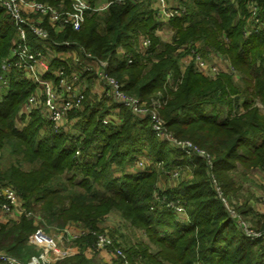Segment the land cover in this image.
I'll use <instances>...</instances> for the list:
<instances>
[{
	"label": "trees",
	"instance_id": "trees-1",
	"mask_svg": "<svg viewBox=\"0 0 264 264\" xmlns=\"http://www.w3.org/2000/svg\"><path fill=\"white\" fill-rule=\"evenodd\" d=\"M179 1L184 4L185 13L170 21L179 26L177 34L184 36L180 37L182 41L201 39L213 46L198 47L205 55V49L223 50L215 39L220 33L231 39L230 47L223 51L232 67L243 73V97H228L229 92L237 89L226 74L210 81L190 64L180 77L175 48L160 42L156 45L153 33L158 21L149 0L112 2L102 13L88 10L79 30L66 26L55 33L46 26L49 37L45 42H58L55 46L62 48V41H69L105 60L107 74L122 84L126 94L138 96L143 102H149V97L167 79L174 83L181 78L175 89H168V97H162L159 115L177 138L189 139L205 150L211 157L209 163L198 154L185 155L162 140L151 129L147 117L135 115L123 106L116 111L119 124H102L101 119L116 106L108 98L105 103L85 98L81 110L69 113L75 116L74 126L80 130L75 142L70 133L52 131L36 111L18 129L19 109L32 84L12 72L8 90L0 97V181L12 183L26 208L37 211L39 219L35 224L25 217L9 226L0 223V251L21 260L37 256L38 250L27 243L37 226L49 232L74 220L90 231H100L97 222L112 210L133 231L143 232L145 241L138 242L139 247L121 231V224L110 233L118 234L115 242L131 261L138 258L139 264H264V236L251 239L243 233L217 196L207 171L211 168L223 195L234 207L228 195L237 188L229 172L239 163L244 169L264 167V115L253 105V97L264 100V35L242 36L243 5L240 16L230 0ZM255 1L262 15L264 0ZM13 31L12 22L0 7V63L8 54ZM141 34L151 38L145 55L136 52L131 44V38ZM118 46L131 53L130 64L118 53ZM60 62L54 60L51 69ZM223 105L227 112L222 117ZM139 153L162 161L166 168H191L192 176L184 178L185 171L181 168L177 176L167 175L171 184L159 187L155 169L136 172L125 169L135 163ZM64 173L68 175L63 179ZM155 192L167 200L184 202L188 218L159 204ZM231 195L238 197L236 193ZM239 207L243 213L251 211V207ZM260 214L262 223L258 230L264 232V211ZM93 240L91 232L74 239L77 251L51 264H107L85 254ZM128 243L130 246H126Z\"/></svg>",
	"mask_w": 264,
	"mask_h": 264
},
{
	"label": "built area",
	"instance_id": "built-area-1",
	"mask_svg": "<svg viewBox=\"0 0 264 264\" xmlns=\"http://www.w3.org/2000/svg\"><path fill=\"white\" fill-rule=\"evenodd\" d=\"M250 1L247 27L244 29L243 34L245 37L252 33H262L264 35V13L260 15L258 3L255 0ZM149 3L153 8L158 26L184 12L183 8L177 4V0H149ZM0 6L6 12L18 33V38L13 41L7 57L1 64L0 95L8 90L12 72H16L20 79H27L32 84V92L21 105L17 126L23 127L31 113L36 111L52 131L70 133V138L75 142L79 131L70 129L68 122L69 113L81 110L87 90L86 84L83 83L84 75L93 72L97 81L94 93H97L98 97L103 93L110 95L116 104L101 119L102 124H119L120 119L116 111L119 110V106H123L135 115L147 117L151 129L162 140H167L175 148L186 151L188 155L196 153L204 157L209 163L211 157L207 152L197 148L189 140L174 138L167 127H165L158 111L162 97L154 96L150 98L149 102H143L138 96L126 94L121 87L122 84L114 76L107 74V62L95 58L77 44L74 45L69 41H62V48L75 47L76 49L71 54L72 65L66 66L67 62L60 63L54 69H51V60L54 57L48 58L44 50L32 44L30 37L40 41L48 39L49 29L46 26H49L55 33L61 32L66 26L79 30L84 22L86 11H95L98 9L97 7H92L87 0H57L56 5L38 0H0ZM44 22H46V26ZM57 43L54 42L50 45L55 48V45H59ZM136 45V51L145 55L150 46V40L146 36H139ZM182 49L189 56L192 64L205 74L216 75L219 74L220 70H227V68L230 70L231 68L230 64L223 59L220 53L216 55L209 53L211 58L205 57L195 43L191 45L185 44ZM54 51H57L56 48ZM117 51L127 64L132 62L131 53L126 51L123 46H118ZM220 63H224L226 67H222ZM78 153L79 149L76 148L75 154L78 155ZM135 163L142 168V160L135 159ZM175 169L176 167L169 170V173L167 172L170 177L177 176L178 171L181 170L180 167H178V170ZM209 176L212 179L214 188L216 180L211 172H209ZM215 191L222 202H224L226 197L220 189L217 188ZM154 198L159 204L171 209L175 214L188 218L184 202L167 200L156 192ZM22 203V199L15 189L0 183L1 216H12ZM224 205L229 214H231L232 209L225 202ZM22 211L24 212L25 210L23 209ZM28 213L29 211L25 212V214ZM89 232L94 235V240L89 250H106L110 255V264H133L128 261L121 245L117 244L116 240L104 230L90 231L85 227H76L70 223L59 229V238L61 236L64 239L74 240ZM44 233L43 229L39 228L33 239H30L31 243L39 248L35 258L23 262L4 251H0V264H51L52 253L57 249V243ZM243 233L251 239L264 236V232L260 230H246Z\"/></svg>",
	"mask_w": 264,
	"mask_h": 264
},
{
	"label": "rangeland",
	"instance_id": "rangeland-1",
	"mask_svg": "<svg viewBox=\"0 0 264 264\" xmlns=\"http://www.w3.org/2000/svg\"><path fill=\"white\" fill-rule=\"evenodd\" d=\"M38 1H42V0H38ZM87 1L92 7L94 6V7L98 8L95 11H90L91 13H93V12L94 13H102L104 10L108 9L109 5L112 2L117 3V4H123L125 2L136 3V2L143 1V0H126V1H122V2H118L117 0H92L91 2H90V0H87ZM230 1L233 3L235 8L237 9V12H238V14L240 16H241V5L244 6V14L242 13V17L241 18L243 19L242 36L245 37L244 34H243V31L247 27L248 14H249L248 13V7L251 5V1L250 0H241V1H239V0H230ZM43 2H47V1H43ZM47 3H50L52 5H56L57 4V0H54V3H51V2H47ZM177 4L179 6H181V8H183L182 10L184 12L181 15H179V16H182L185 13V6L179 0H177ZM149 7L152 8L151 5ZM83 25H84V22L82 23L80 28H82ZM206 25L210 26L209 23H207ZM183 26H185V24H183ZM178 27L179 26L175 25V23L173 21L172 22L170 20L166 21L165 23H162L160 26H157V28L155 29V31L153 33L154 34L153 37L157 41L156 45L159 44V42H160V43L168 44L171 47L175 48L174 49V53H175V55L177 54V60H178V64H179L180 72H181V74H180L181 76L180 77L182 78L183 77V73L185 72V70L189 67L190 64H192V62L190 61L189 56L185 54V51L182 49V47H184L185 44H190L191 45L193 43H195L198 47H208L209 48V47H213V46L209 45L208 43L204 44V41L201 40V39H194V38L188 39L187 38L186 40L182 41L180 37H184V36H182L180 33H179L180 35L177 34L178 32H180V31H178ZM140 36L148 37L149 40H150V43H151V38H150L149 35H147V34H145V35L143 34L142 35L141 34ZM16 38H18V33H17L16 29L14 28V31H13V34H12V38H11V44L9 46V51H10V48H11V46L13 44V41H15ZM215 39H217L219 41V45H220V47L223 48V50H226V49H228V47H230L229 45L231 44V39H229V37H227L226 33H224V32L220 33L218 37H215ZM190 41H193V42H190ZM136 44H137V42H136ZM202 50H204V49H202ZM216 50L217 49H214V48L213 49L210 48L208 50L205 49L203 54H205L204 55L205 57H210L211 58V55L209 53H213L215 55L217 53H220L222 55L223 59H225V61H227L230 64L231 60L228 57L227 53L224 52L223 50L222 51H220V50L216 51ZM210 58H208V59L211 60ZM2 61H1L0 64H2ZM192 66H193V70L196 71L201 77H203V78H205L207 80H210V81H213V80H216L218 78H221L225 74L231 76L232 84L235 86V88L237 90H236V92H229V96L228 97L230 98V97H234V96H237V95L238 96L242 95V87H243L242 86V77H243V73H240L237 69L232 67L231 64H230V66H231L232 70H231V68H230V70H228V68H227V70H220L219 74H216V75L205 74L204 72H202L199 69H197L193 64H192ZM228 67H229V65H228ZM92 74H93V72L87 73V75L86 74L84 75L83 83H85L86 86L90 87V82L91 81H90V78H87V76L90 77V75H92ZM181 78L177 79L174 83L172 82V80L170 78L167 79V81L164 82L162 87L159 90H157L153 95H151L149 97V100H150L151 97H154V96L168 97V89L169 88L175 89L177 87V84L179 82H181ZM25 80H27V79H25ZM31 92H32V88L29 90L28 95ZM0 94H1V92H0ZM85 95H86L85 96L86 100L89 101L90 98L87 95H90V94L87 92V93H85ZM99 97L100 98H98L97 100H102L103 101L102 103H105V101H107V100H110V101L113 102V99H112V97L110 95H107V94L103 93V94L99 95ZM242 97H243V95H242ZM253 98H254L253 99V105L257 107L258 111L262 115H264V100H261V98L259 96H256V97H253ZM82 105H83V103H82ZM239 110L243 111L242 106H240ZM226 112H227V107H226V105H223L222 111H221V116L223 117L226 114ZM16 127L18 129L22 128V127L20 128L19 126H17V122H16ZM170 133L172 134V136L174 138H176L178 140L181 139V138H177L173 134L172 131ZM181 140H184V139H181ZM164 141L168 142L167 140H164ZM168 143H170V142H168ZM201 150H203V149H201ZM181 151H183V150H181ZM203 151L206 152L205 150H203ZM182 153H184L185 155H188L186 153V151L185 152L183 151ZM194 154H196V153H194ZM136 155H137L136 159L142 160V163H141L142 164V166H141L142 168L138 167V165H136V163H130V164L126 165L125 169L128 168V170L131 171V172H136L138 170H143V169H147V170L155 169V171L158 173V179L157 180H159V177H160V179L161 178L163 179V178L166 177L165 178L167 180V182H165L166 185L167 184H171V182H169L170 179L168 178L170 176L167 177V175H169L168 174L169 170H171L174 167L166 168V167L163 166L162 161H156V160H154V158L150 157V155H145V154H142V153H139V154H136ZM188 156H190V155H188ZM23 167H24V169H29V167H27V166H23ZM113 168L116 169L115 167H113ZM180 168H184V170H181V171H185L184 174H183L184 178H189L190 179V177L192 176L191 168H187L186 166H184V167L180 166ZM207 171L208 172H212V175H213V171L211 170V168H209V169L207 168ZM229 174L231 175V177L233 179L232 181L234 182V188H237L235 192H233L234 189L230 190V191L233 192L234 194L236 193L237 196H238V197H235V196L231 195L233 193H229L230 195H228V196H231L230 198L233 201L232 203H233L234 207H231L232 204L229 201L227 196H225L226 198H224V200H225L224 202L228 205V207L230 209H232V213L230 214V216H231V218L234 221H237L238 226L240 227V229L243 232H245L246 230L257 231L259 229L260 224L262 223V214H260V213H263V211H264V208L261 209V210H258L259 207H264V167L257 168V169H244L241 166V164L239 163L237 165L236 169L231 171V172H229ZM67 175L68 174L64 173L62 175V178L63 179L66 178ZM77 177H79V176H77ZM0 183H2L3 185H6V186L12 187L17 192L15 186L12 183L3 182V181H0ZM215 184H216L214 186L215 189L214 188L213 189L216 190L217 188H219L220 191L222 192V187H221L220 183L217 181V179H216V183ZM20 197H21V195H20ZM21 199H22V197H21ZM246 200H248V201H246ZM22 202H23V199H22ZM224 202H222L223 205H224ZM239 205L240 206L242 205V208L246 207V206L247 207H251V211H249L247 213H243V212H241V210H240L241 207H239ZM235 206H236V209H235ZM254 206L257 207L258 209L255 210ZM23 209L25 210L24 212L22 211ZM28 211H29V213L25 214V212H28ZM20 212H22V213H20ZM38 214L39 213L37 211L27 209L25 204H24V202H23L22 204H20V207L16 211V213L13 214L12 216L11 215L10 216H1L0 215V223L9 226L13 222L18 221V219H20L21 217H25V219H33L34 224H35L37 222V220L39 219V215ZM112 215H114L113 218H112L114 220L111 221L110 216L112 217ZM118 219H122L123 224H121V225H124L126 223V220H124L118 213H116L115 211L111 210V211L107 212L106 214H104L103 217L97 222L98 226H99L98 228L100 230H104L111 237H113L115 239L118 234L114 233V235H111L110 233L115 228H117L116 221ZM67 223L68 224L71 223L72 225H74L76 227H84L83 224L81 222H79V221L76 222L74 220H69V221H67ZM38 229H39V227L37 226V228L35 230H33L29 234L28 239H27V243L28 244L33 245L31 243L30 239H33L34 235L38 232ZM121 231L124 232V233L126 232L125 234H128L130 236V242L133 245H137V247H139V243L138 242L145 241L144 238H143V232L142 231H139V230H134L133 231L132 228H130L128 226H126V228H125V226H121ZM44 234L49 236L50 238H52L57 243L56 244L57 247L62 249V251L64 252L63 253L64 257L67 255L65 253H69V252L73 251V248L77 249L76 245L73 244V240L64 239L61 236L59 238V230H57V229H52L49 232L46 231ZM123 240L124 239H122V241ZM131 243H128L129 245L127 244L126 246H130ZM34 247L36 248V250L39 251V248L37 246L34 245ZM122 250H123V248H122ZM149 251H151V249H149ZM123 252L126 255V252L124 250H123ZM94 255L96 256V254H94ZM94 255H91V256L94 257ZM13 257H15V256H13ZM35 257H36V255H31V256L28 257V259H22V260L17 258V257L16 258L18 260L23 261V262H27V261L32 260ZM64 257H61L60 259H63ZM126 257H127V255H126ZM95 258L98 259L97 257H95ZM127 259H128V261L130 263L139 264L138 258L136 260H132V261L128 257H127Z\"/></svg>",
	"mask_w": 264,
	"mask_h": 264
},
{
	"label": "crops",
	"instance_id": "crops-1",
	"mask_svg": "<svg viewBox=\"0 0 264 264\" xmlns=\"http://www.w3.org/2000/svg\"><path fill=\"white\" fill-rule=\"evenodd\" d=\"M46 24V22H44V25ZM46 26V25H45ZM139 37V36H138ZM138 37H136V38H134V37H132L131 38V44H132V47L135 49V51H136V49H137V45H136V42H137V38ZM134 38V39H133ZM32 44H34L36 47H40L42 50H44L45 51V53L47 54V57L48 58H52V57H54L52 60H51V63L54 61V60H58V61H61L60 63H66V66H71L72 64H71V54H72V52H75L74 51V49H75V47H69V48H67V47H63V48H57V47H55L56 48V50L57 51H54L55 50V48H52V46L50 45V44H48V43H46L45 41H40V40H38V39H36V38H34V37H32ZM54 49V50H53ZM76 50V49H75ZM55 52H56V55H55ZM137 52V51H136ZM9 53V52H8ZM8 55V54H7ZM221 64V66L222 67H226L225 66V64L224 63H220ZM87 78H90V87L89 86H87V91L85 92V93H89L90 95H87V96H89V98L92 100V99H94V100H97L99 97H98V95H97V93H94V90L96 89L95 87H96V84H97V81H96V79L94 78V75L92 74V77L90 76H87ZM20 79V78H19ZM27 81H29V80H27ZM89 82V81H88ZM86 96V95H85ZM22 105V104H21ZM21 108V107H20ZM116 108V107H115ZM19 111H20V109H19ZM117 113V112H116ZM119 114L117 113V116H118ZM119 117V116H118ZM75 120H76V118H75V116L74 117H71V116H69V118H68V122H69V124H70V129H72V131H79V129L77 128V127H75L74 126V122H75ZM17 122V121H16ZM128 172H131V171H129L128 170V168L126 169ZM188 179V178H187ZM165 182H167V180L165 179V178H161L160 179V177H159V180H157V185H159V187H165V186H167V185H169V184H167L166 185V183ZM254 205V204H253ZM264 207H259V209L257 208V207H255L254 206V209L255 210H261V209H263ZM113 216L114 215H112V217L110 216V218H111V221L112 220H114V219H112L113 218ZM119 222H121V223H119ZM116 224L117 225H120V224H122V219H118L117 221H116ZM125 226L126 225H128V223H127V221H126V223L124 224ZM124 225H120V227L121 226H124ZM128 227H129V225H128ZM73 251H77V249H75V248H73ZM64 252L62 251V249H60V248H58L57 247V249L52 253V259H51V263H53L54 261H56V260H60V258L61 257H64V254H63ZM65 254H67V253H65ZM85 254L88 256V257H92L91 255H94V254H96V256L94 255V257H97L98 259L97 260H99V261H101L102 263H107V264H110L109 262H110V255L108 254V252L106 251V250H104V249H101V250H97V251H91V250H89V249H87V250H85ZM96 259V258H95Z\"/></svg>",
	"mask_w": 264,
	"mask_h": 264
}]
</instances>
